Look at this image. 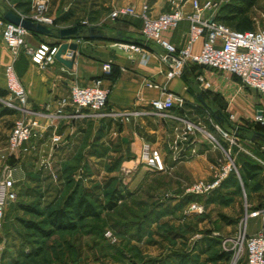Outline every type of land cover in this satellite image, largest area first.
Returning a JSON list of instances; mask_svg holds the SVG:
<instances>
[{"label":"rangeland","instance_id":"374dc122","mask_svg":"<svg viewBox=\"0 0 264 264\" xmlns=\"http://www.w3.org/2000/svg\"><path fill=\"white\" fill-rule=\"evenodd\" d=\"M29 1L11 3L27 5ZM199 1L221 6L233 0ZM248 14L255 26L264 27V0ZM22 56H26L24 50L18 59ZM227 79L236 84L237 93L239 80L232 76ZM233 95L217 93L213 98L214 112L223 109L229 119L222 129L233 133L230 124H235L248 127V132L236 129V135L239 132L252 138L254 133L260 134L264 116L257 121L254 105L248 113L236 116L231 109ZM2 105L0 101V173L5 167L14 169L17 199L3 214L0 264H245L246 222L251 211L264 207V170L247 184L242 176L227 182L224 179L206 194H192L191 186L204 179L201 172L208 171L211 180L212 174L227 163L222 150L206 143L202 148L203 153L206 151L205 161L197 159V171L190 165L186 169V157L195 159L199 154L194 135H190L186 143L191 147L189 155L183 153L181 143L175 155L169 151L165 171H148L122 145L118 134L109 131L110 124H104L105 119L115 120L111 117H102L96 127L91 125L88 130L79 127L77 137H61V132L52 133L49 128L40 141L41 148L39 145L26 156L10 155L6 141L18 115L1 117ZM230 114L235 115L234 120ZM202 122L215 136L210 124L215 120L210 112L203 113ZM54 136L59 137L57 142L52 141ZM240 143L264 162V144L259 138L256 144L249 140ZM235 155L232 151L233 160ZM113 190L123 199L108 211L102 207ZM69 198L85 199L99 211L98 216L77 223L74 230L55 231L47 238L23 225L31 222L50 230L46 214L63 208ZM192 204L201 211H190ZM223 253L230 256L222 259Z\"/></svg>","mask_w":264,"mask_h":264},{"label":"built area","instance_id":"2783aa9c","mask_svg":"<svg viewBox=\"0 0 264 264\" xmlns=\"http://www.w3.org/2000/svg\"><path fill=\"white\" fill-rule=\"evenodd\" d=\"M173 3V2H172ZM191 10L184 12L181 7L173 3V8L169 12H164L156 17L149 13L147 4H142L139 8L128 5L114 7L107 15V20L113 22L117 19L129 17L141 22L140 35L145 44H150L161 48L165 54H172L183 62L186 66L199 65L217 72L234 76L239 80L240 88L250 89L264 97V27L256 26L252 31L238 32L230 27L214 20L215 13L219 8L216 2L190 0ZM21 17L41 24L49 29L65 28L56 26L54 18L48 15L47 2L45 0H32L30 11ZM182 21L189 25L186 44L184 48L178 49L170 43L164 34L175 30ZM84 27L99 28V25L90 26L86 20L80 23ZM70 27V26H67ZM31 32L21 26H16L8 22L0 21V39L11 55V63L5 68L6 91L9 100H0L5 107L16 111L18 117L14 120L12 128L6 141V150L10 155L26 156L35 150L34 142L39 139L46 127L38 119V113L28 108V95L22 86L16 71L15 63L21 51H25L31 64L39 69H44L55 61V54L59 47V42L48 43L39 42L37 46H28L26 37ZM77 39L76 43H80ZM200 42L198 54L192 53L193 46ZM71 54L67 57L70 59ZM163 56V57H164ZM145 63V60L142 59ZM112 66L110 63L102 64V73L110 75ZM180 65L165 73L167 81L179 75ZM195 82L206 91L210 88V83L201 75H196ZM146 87L165 91L161 97L149 100L148 108L152 115L160 116L163 119L174 123V137L168 144V150L175 155L180 150V144H186L190 135L199 133L208 139L211 146L222 150L227 158V163L220 166L217 172L212 174L210 181L199 180L195 182L189 192L195 195L206 194L226 179L230 172L238 175L234 160L231 157L232 149L237 153H242L261 166L264 163L255 157L250 151L240 143L241 139L234 134L222 129L218 123L210 122L215 131V136L208 133L200 123H193L182 115H172L170 111L180 109L184 106V99L172 92L166 91L164 85L146 82ZM109 90L102 86V78L93 79L85 86L74 85L71 87L69 96L60 98L57 101V108L52 115L43 114L44 118H56L63 114L67 107L74 110L72 118L87 117L90 115L98 117H111L125 124L134 118H140L148 113L135 109H125L120 111L105 112L107 107ZM49 112V105L44 107ZM232 119V116H230ZM261 121V117H257ZM59 137L54 136L53 142H57ZM221 141V142H220ZM224 145L222 147V144ZM139 163L144 169L152 172L165 171L164 154L149 145L141 148ZM12 168L5 167L0 173V255L3 249L2 222L6 208L17 199L15 188V178ZM192 212H199L201 208L197 204H192L189 208ZM262 217L264 219V207L252 211L248 217ZM246 261L245 264H264V234L259 232L252 236H247L243 240Z\"/></svg>","mask_w":264,"mask_h":264},{"label":"crops","instance_id":"0c3cea01","mask_svg":"<svg viewBox=\"0 0 264 264\" xmlns=\"http://www.w3.org/2000/svg\"><path fill=\"white\" fill-rule=\"evenodd\" d=\"M31 1L32 0H30V5ZM45 1L47 2L48 15L54 19L68 9L73 11V17L70 22L62 25L63 27L73 26L71 24L75 21L81 23L86 20L90 26H108L105 29V32L108 35L121 32L138 44L119 43L100 38L88 40L81 39V42L78 43V49L75 53L74 64L71 70H68L56 60L46 68L39 69L37 66L30 63L27 56H22L17 59L15 63V71L22 86L27 92V107L38 113L40 123L46 127L41 137L34 142L35 149H38L39 145V148H41L42 144L40 141L43 136L46 135V130L49 128L52 133L56 131L61 132V135H59L61 137L70 135L77 137L79 135L77 132L79 127L88 130L91 125L96 127L100 123L102 117L93 115L72 118L71 116L74 114V110L71 107H67L63 114L58 115L56 118H44L42 115L54 114L55 109L58 106L57 101L60 98L68 97L72 86H85L93 79L102 78V64L104 63H110L114 70L113 78H102V86L109 90L105 112L135 109L137 111L148 113V115L134 118L125 124L118 123L110 118L103 121L104 124H110L109 131L112 134L113 132L117 133L122 145L127 148L132 156H136V158H139L141 148L144 145H149L152 148L160 150L165 158H168L170 155L168 144L174 137V123L170 120L163 119L160 116L152 115L151 110L148 108L149 100L161 97L162 93L165 91L148 88L146 87V82H152L162 86L164 85L166 91L181 96L185 101L184 106L180 109H173L170 111V114L185 116L186 119L193 123H200L205 129L208 128L207 124L202 122V115L198 113L199 107L203 106L202 102L197 97L200 92H208L213 96L217 93L225 95L236 94L233 95V99H235L231 106V109L236 116L239 117L241 114L248 113L254 105L256 113L255 117H258L257 108L259 107L262 112L260 117L263 118L264 97L253 90L251 91L255 94L250 93V89H246L245 93L242 95L239 94L242 89H245L240 88V83L237 93H234L236 84L227 81V78L231 75L202 67L199 75L203 76L206 81L210 83V88L206 91H203L199 87L195 82L194 75L192 73L190 74V72L187 75V82L183 81L179 75L167 81L165 73L170 70V67L163 61L164 52L157 46L144 43L140 35L141 22L129 17L121 18V20L115 22H111L106 18L112 8L128 5H133L139 8L142 4H147L149 7V13L153 17L171 11L173 3L180 6L182 11L189 12L191 10L190 0ZM6 5L9 7L5 8ZM15 6L16 3L13 2L12 4L11 0H0V21L6 22L3 18V14L8 10H12L19 15H24V12H22V10L20 11V9L16 10ZM252 20L254 21V19ZM254 27H256L255 24ZM188 29V23L182 21L175 30L165 33L164 37L176 48L182 49L186 44ZM76 40L77 39H72L67 42H76ZM42 41L48 43L61 42L57 38L51 36H35L30 34L26 37L28 46L35 47ZM199 51L200 42H197L192 48V53L198 54ZM63 58L69 59L67 55ZM142 59L145 60V63L142 62ZM10 63L11 55L0 39L1 90L6 89L5 68ZM204 101L210 108L214 102V100L208 98L204 99ZM46 105H49L51 108L49 112L44 109ZM227 109H229V107ZM211 110L214 112V109L211 108ZM235 115L230 114L233 120L235 119ZM241 122L242 121H238L237 124H240ZM232 125L234 126L235 124ZM234 127H237V125ZM193 137L195 139L194 141H196L195 148L198 147L199 154L194 157L195 159L188 158L189 156H187V159L184 162H186V169L188 167L187 165H190L192 168L191 170L197 171V159L205 161L206 158V151L203 153L202 148L204 145L206 146V143H208V145L211 144L209 141L207 142L205 136L199 133H195ZM242 142H244V140H242ZM190 149V146L186 144L182 145V151L185 155H189ZM246 149L252 153L250 149ZM195 151H197V149ZM252 154L256 157L254 153ZM188 170L191 171L189 168ZM207 172L206 174H204V171L203 173L201 172L202 177L205 175L203 179L205 181L210 180L209 172ZM263 222L264 219L260 216L255 218L248 217L246 222V234L252 236L261 232Z\"/></svg>","mask_w":264,"mask_h":264},{"label":"trees","instance_id":"16d2710c","mask_svg":"<svg viewBox=\"0 0 264 264\" xmlns=\"http://www.w3.org/2000/svg\"><path fill=\"white\" fill-rule=\"evenodd\" d=\"M259 1L260 0H233L232 2L222 4L217 9V12L215 13V16H214V20L238 32L252 31L255 28L254 22L249 16L248 12L249 10L254 8ZM28 6L30 7V1L27 5L22 4V3H17L15 6V9L16 10L20 9V11L22 10V12H24L23 13L24 15H27L29 10L25 8H27ZM72 17H73V11L71 9H68L67 11L59 15L57 18H55L54 23L56 26H62V25L68 24ZM118 20H121V19H117L115 21H118ZM71 25L77 26L82 30L89 28V27L82 26L80 23L76 21ZM107 27L108 26H101L99 28H94V34L102 35L100 39L117 42L114 40L115 34L108 35L105 32V29ZM51 30L53 31L51 37L56 38V34L54 32L57 30V28H53ZM31 34L35 35L33 33ZM82 39L88 40V39H93V38H90L85 34V35H82ZM119 43L138 44L137 42H133L132 39L127 42L120 41ZM56 44L58 43L56 42ZM201 68L202 66H199V65H190L188 67V72H190V74L192 73L195 78L196 75H199ZM113 76H114V70L112 68L110 75H107V76L103 75L102 78H113ZM7 95H8V92L6 90L0 89V100H4ZM203 97L204 99L208 98L212 100L214 98V96L208 92H205ZM2 106H3L2 107L3 109L1 111V117L14 116L16 114L15 110L7 108L4 105ZM206 110H207L206 107L203 105L199 107L198 113L203 115V113L208 112ZM219 112L222 114L225 120L229 121L228 116L226 115V112L223 109H220ZM219 125L223 127V123ZM230 127L234 129V126L232 124H230ZM235 128H238L237 131L240 130L242 132H248V127L242 128V127L237 126ZM260 134L264 135V130L261 131ZM237 135L241 140H249V142L256 144L257 138L252 140V138L248 137V135L244 133L240 135L239 132H237ZM261 142L264 144V140H261ZM232 151H233V154H236V149H232ZM259 159H261L260 156H259ZM234 163L237 168L238 175L234 172H230L228 176L226 177V179L224 180L226 182L230 179L238 180L239 177L242 176L245 184H247V181H252L258 173H261L264 170L263 166H261L258 162H256L249 156L242 154V153H237L235 155ZM122 199H123V196L121 195V193L116 190H113L105 206H103L102 208L108 211H112L117 206V203L121 201ZM261 208L263 207L256 208L253 211L259 210ZM98 214H99V211L93 205L87 202L85 199L69 198L68 200L65 201L63 208L50 210L46 214V223L50 227V230H46V231L42 230L31 222H23V225L26 228L36 229L40 233V235H42V237L47 238V237L52 236L55 231L61 232V231L74 230L77 227V223L82 222L87 218L97 217ZM262 232L264 234V222H263ZM229 256H230L229 254L223 253V255L220 257H223L222 259H225V258H228Z\"/></svg>","mask_w":264,"mask_h":264},{"label":"water","instance_id":"95a60500","mask_svg":"<svg viewBox=\"0 0 264 264\" xmlns=\"http://www.w3.org/2000/svg\"><path fill=\"white\" fill-rule=\"evenodd\" d=\"M3 18L6 22L13 24V25H16V26H21L24 29H26L27 31L35 34L36 36H39V35L51 36L53 33V31L51 29H49V28H47L41 24L31 22V21L21 17L19 14H17L16 12H14L12 10L6 11L3 14ZM54 33L56 34V38L59 41H61L54 58L58 63L63 65L68 70H71L73 67L75 53L78 49V44L76 42H74V41L67 42L68 40L82 39V35H85V34L90 38H101L102 37V35L94 34V28L93 27H89V28H86L85 30H82L77 26H70V27L57 29ZM114 40L117 42H120V41L127 42V41H130L131 38L128 36H125L121 32H117L114 36ZM68 54H71L70 59L63 58L64 56H66ZM163 61L171 69H174L177 65H180L181 71H180L179 76L181 77V79L183 81H185V82L188 81L187 75L189 72L187 70V66L183 62H181L178 58H176L172 54H165V56L163 57ZM203 95H204V92H200L197 97L202 102V104L206 107V109L210 112L213 119L218 124L226 123L227 121L223 118L222 114L219 111L213 112L211 110V108L204 102ZM257 111H258L257 115L261 116L262 112H261L259 107L257 108ZM230 129L235 132V130L238 128H235V129L230 128ZM255 138H259L260 140H264V135L254 133L252 136V140H254Z\"/></svg>","mask_w":264,"mask_h":264}]
</instances>
